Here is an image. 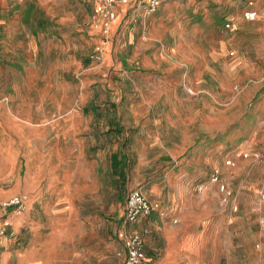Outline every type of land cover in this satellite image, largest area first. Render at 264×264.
Returning <instances> with one entry per match:
<instances>
[{"label": "rangeland", "instance_id": "rangeland-1", "mask_svg": "<svg viewBox=\"0 0 264 264\" xmlns=\"http://www.w3.org/2000/svg\"><path fill=\"white\" fill-rule=\"evenodd\" d=\"M249 2L264 14V0L129 7L103 34L84 0H0V203L26 198L20 215L0 208V264L120 258L111 247L123 201L169 169L157 159L169 122L223 154H264V23L240 19ZM174 93L202 104L182 100L170 116ZM137 132L157 149L149 163H139ZM226 182L250 226L241 235L264 231V165Z\"/></svg>", "mask_w": 264, "mask_h": 264}, {"label": "crops", "instance_id": "crops-1", "mask_svg": "<svg viewBox=\"0 0 264 264\" xmlns=\"http://www.w3.org/2000/svg\"><path fill=\"white\" fill-rule=\"evenodd\" d=\"M250 3H247L240 12V19L244 21L242 13L251 9L258 17L253 22L264 23V14L256 11L253 3L251 6ZM128 8H117L114 26L119 17L124 18L127 15ZM120 9H123V13L118 12ZM226 24L232 28V21H227L224 27ZM185 92L187 95L192 94L189 88H186ZM180 96L178 98L174 93L171 97L170 100L179 103L170 102L171 107L168 108L170 116L175 115L182 108L180 107L182 100L202 104L201 97H188L183 94ZM166 131L167 136L161 145L166 155L157 156V159L162 164L170 165L167 167L169 169L165 173H160L155 180H148L144 186L137 188L141 190L144 198L157 208L149 215L140 217L135 224L126 227L128 232L142 235L144 264H247L246 261L250 259L257 260L256 264H264V231L254 236L241 235L242 229H248L250 226L241 221L234 192L226 182V179L235 174L240 166L254 167L263 162L249 165L242 157L244 152H252L247 149L239 148L234 152L223 154L212 149L214 146L212 147L211 143L208 146H201L199 142L196 143L198 137L195 133H186L171 122ZM108 133L111 134L112 129H109ZM153 136L156 137L157 132H154ZM150 137L146 132L134 134V140L142 139L146 142V149L139 156L140 164L149 163L156 156L157 149L147 146ZM195 148L197 149L194 150ZM234 156L235 158H232ZM117 159L118 154H113L112 160L119 162ZM173 160L178 161L179 168L171 167ZM226 161H231L233 165L227 166ZM195 165L204 166L207 170L203 177ZM215 170L219 171V183L211 180ZM221 185L225 189L223 192L219 189ZM29 187L30 184L24 181L23 189L29 190ZM6 195L1 192L0 198ZM125 199L113 232L115 243L111 247L117 251L120 248V258L105 259L103 264H122L124 261V251L115 233L122 228L121 217ZM233 208H236V211H233ZM245 211L243 210V216ZM18 220L20 218L17 217ZM259 227L264 229L260 224Z\"/></svg>", "mask_w": 264, "mask_h": 264}, {"label": "built area", "instance_id": "built-area-1", "mask_svg": "<svg viewBox=\"0 0 264 264\" xmlns=\"http://www.w3.org/2000/svg\"><path fill=\"white\" fill-rule=\"evenodd\" d=\"M175 0H84L91 9L92 18L98 23L103 34H107L116 19V10L118 7H131L135 10L144 11L147 14L154 13L160 6L173 2ZM251 6V3L249 4ZM257 13L251 9H247L242 13V19L246 22H253L257 19ZM264 22V21H263ZM231 26L225 25L226 29ZM233 53H230L232 56ZM242 157L248 161L249 165L261 161L264 164V154L253 152L244 153ZM227 166H232L231 161H226ZM211 180L219 183V171L215 170ZM220 191L223 192L224 186H220ZM264 199V196H262ZM26 198L23 196H14L0 203L1 210L15 211L20 215L24 211ZM157 206L151 205L143 196L140 189L131 190L124 204V209L121 217L122 228L116 231L115 236L120 242L124 251V261L122 264H144V242L142 235L137 232H128L126 227L135 224L140 217L149 215L156 210ZM236 211V208H233ZM259 224L264 226V218L260 219ZM5 221L0 222V237L5 235Z\"/></svg>", "mask_w": 264, "mask_h": 264}, {"label": "trees", "instance_id": "trees-1", "mask_svg": "<svg viewBox=\"0 0 264 264\" xmlns=\"http://www.w3.org/2000/svg\"><path fill=\"white\" fill-rule=\"evenodd\" d=\"M7 211H5V213H6ZM6 215V214H5ZM7 228H8V223H7V225H6V227H5V235H6V233H7ZM4 235V236H5Z\"/></svg>", "mask_w": 264, "mask_h": 264}]
</instances>
